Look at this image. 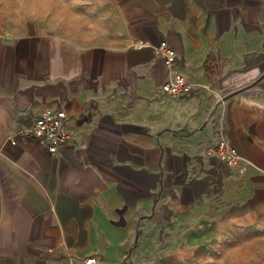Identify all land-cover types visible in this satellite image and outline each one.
Returning <instances> with one entry per match:
<instances>
[{"label": "crops", "instance_id": "crops-1", "mask_svg": "<svg viewBox=\"0 0 264 264\" xmlns=\"http://www.w3.org/2000/svg\"><path fill=\"white\" fill-rule=\"evenodd\" d=\"M161 42L190 93L161 91ZM88 256L264 264V0H0V264Z\"/></svg>", "mask_w": 264, "mask_h": 264}, {"label": "built area", "instance_id": "built-area-1", "mask_svg": "<svg viewBox=\"0 0 264 264\" xmlns=\"http://www.w3.org/2000/svg\"><path fill=\"white\" fill-rule=\"evenodd\" d=\"M157 56H162L169 76L161 86V91L170 97H178L191 92V86L185 78L173 70L175 52L165 42H161L155 50ZM64 114L58 110H44L35 119L30 134L41 141L50 155H55L58 149L69 139L68 133L63 129ZM13 143V139L9 140ZM207 156H216L228 167H234L240 160L236 151L224 139L222 130L219 131L218 140L205 152ZM81 264H101L94 256H88Z\"/></svg>", "mask_w": 264, "mask_h": 264}, {"label": "water", "instance_id": "water-1", "mask_svg": "<svg viewBox=\"0 0 264 264\" xmlns=\"http://www.w3.org/2000/svg\"><path fill=\"white\" fill-rule=\"evenodd\" d=\"M243 89H244V88H242L241 90H237V91H235V92L229 94L228 96H226V99L229 98V97H231V96H233V95H235V94H237V93H239V92L242 91Z\"/></svg>", "mask_w": 264, "mask_h": 264}]
</instances>
